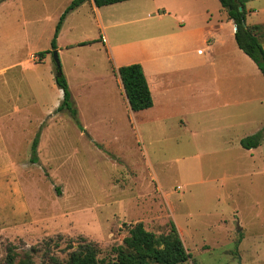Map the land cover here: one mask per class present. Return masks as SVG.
I'll list each match as a JSON object with an SVG mask.
<instances>
[{"label":"rangeland","instance_id":"1","mask_svg":"<svg viewBox=\"0 0 264 264\" xmlns=\"http://www.w3.org/2000/svg\"><path fill=\"white\" fill-rule=\"evenodd\" d=\"M72 1L0 0V264L10 248L35 264L64 262L84 241L109 258L139 222L157 236L175 223L191 254L185 264H264V137L258 148L241 144L264 126V76H253L259 101L161 125L157 110L129 109L112 74L121 52L113 57L89 4L67 14L52 50ZM161 2L101 8L109 39L130 45L179 27L167 7L171 15L155 17ZM198 5L222 10L219 0ZM250 7L260 11L264 0ZM54 51L76 118L58 111Z\"/></svg>","mask_w":264,"mask_h":264},{"label":"crops","instance_id":"2","mask_svg":"<svg viewBox=\"0 0 264 264\" xmlns=\"http://www.w3.org/2000/svg\"><path fill=\"white\" fill-rule=\"evenodd\" d=\"M167 1V5L159 3L163 8L157 10L155 17L171 15L165 11L167 7L174 10L176 16L173 20L176 18L180 26H172L164 34L148 36L130 45L115 39L113 43L106 32L111 25H106L101 8H97L93 0L84 4H89L91 10L97 12L113 57L121 52L116 70L112 68L120 92L125 95L117 69L123 65L141 64L151 91L153 106L139 112L157 110L161 115L158 118L161 125L170 118L182 121L200 113L238 109L259 101L254 99L257 92L255 81L259 79L255 77L262 72L238 47L236 25L227 11L222 8L216 15L208 11L201 13L199 10L205 8L200 9L198 0ZM251 3L252 0L246 3V23L256 28V35L264 48V31L259 30L264 27V18L256 20L253 17L256 13L259 15V12L264 17V7L256 11L250 7ZM182 11L183 14L177 13ZM132 47H138L141 54L138 58L133 59V53L128 54V49ZM125 99L129 106L126 95ZM168 113L171 117L167 116ZM190 123L184 121L181 127L186 128Z\"/></svg>","mask_w":264,"mask_h":264},{"label":"trees","instance_id":"3","mask_svg":"<svg viewBox=\"0 0 264 264\" xmlns=\"http://www.w3.org/2000/svg\"><path fill=\"white\" fill-rule=\"evenodd\" d=\"M91 0H73L70 6L62 15L57 26L55 36L52 40V50L57 49V38L62 24L68 13L81 7ZM129 0H93L97 8L110 6ZM248 0H219L223 9L228 13L231 20L236 25V42L252 61L258 66L264 76V48L259 41L255 27L246 23V3ZM242 7V10L240 8ZM88 43H83L86 45ZM50 51L39 53L40 60H43ZM117 73L124 87L129 108L133 112L149 109L153 106L151 91L144 74L142 65L139 63L122 66L117 69ZM56 84L63 92L62 103L58 111L68 110L76 118L78 111L72 100V94L68 81L64 74L55 78ZM264 137L263 128L242 140L244 149L250 150L258 148ZM39 145V135L32 145V163H38L37 151ZM68 254V258L61 262L55 258L51 260L55 264H185L191 254L185 248L183 240L179 234L175 223H171V230L167 235L157 236L155 233L146 230L144 224L139 222L129 229V236L124 238L123 244L114 247L109 258L100 259L101 251L92 242H82ZM15 248L8 250L6 264H35L30 254L23 255L20 259L14 251Z\"/></svg>","mask_w":264,"mask_h":264},{"label":"water","instance_id":"4","mask_svg":"<svg viewBox=\"0 0 264 264\" xmlns=\"http://www.w3.org/2000/svg\"><path fill=\"white\" fill-rule=\"evenodd\" d=\"M240 10H242V7L240 8ZM53 56H54V60L56 63V75L55 77H61L63 75V70H62V66H61V62H60V58H59V54L58 51H54L53 52Z\"/></svg>","mask_w":264,"mask_h":264}]
</instances>
